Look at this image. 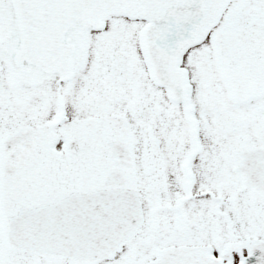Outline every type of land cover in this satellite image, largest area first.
<instances>
[{
  "label": "snow or ice",
  "instance_id": "obj_1",
  "mask_svg": "<svg viewBox=\"0 0 264 264\" xmlns=\"http://www.w3.org/2000/svg\"><path fill=\"white\" fill-rule=\"evenodd\" d=\"M0 264H264V0H0Z\"/></svg>",
  "mask_w": 264,
  "mask_h": 264
}]
</instances>
